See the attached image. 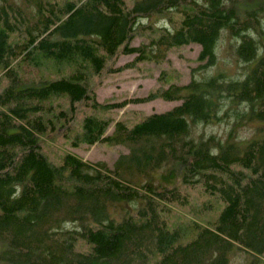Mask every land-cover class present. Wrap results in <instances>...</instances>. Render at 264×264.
<instances>
[{
	"label": "trees",
	"instance_id": "16d2710c",
	"mask_svg": "<svg viewBox=\"0 0 264 264\" xmlns=\"http://www.w3.org/2000/svg\"><path fill=\"white\" fill-rule=\"evenodd\" d=\"M225 36L239 79L181 84L168 67L144 97L97 98L188 44L215 65ZM156 98L181 102L117 115ZM231 110L264 119V0H0V264H230L234 249L264 264V126L197 131ZM97 143L125 151L112 165L76 152Z\"/></svg>",
	"mask_w": 264,
	"mask_h": 264
},
{
	"label": "rangeland",
	"instance_id": "374dc122",
	"mask_svg": "<svg viewBox=\"0 0 264 264\" xmlns=\"http://www.w3.org/2000/svg\"><path fill=\"white\" fill-rule=\"evenodd\" d=\"M157 22L163 23V18H156ZM144 39L138 37L132 44L139 45ZM230 38L223 37L220 41V51L215 65L201 66L197 59L201 46L199 44H188L176 48L168 54V62L156 64L154 62H142L136 66L124 68L123 70L109 75L96 90L99 101L113 99L123 101L125 99H134L146 96L158 86V76L160 72L168 67H174L180 72L178 83H188L192 78H202L208 75H216L220 72L225 74V79H239L244 74V62L238 59L234 53V44ZM135 54L121 55L116 62V66H123L133 61ZM181 100H167L156 98L146 102H130L122 109H119L117 115H123L130 110H140L144 114L152 112H161L178 105ZM228 105V103H227ZM243 110V108L241 109ZM229 115L222 120L200 125L197 131L205 134L214 133L223 139H227L230 134L238 138H254L261 133L258 132L260 126H264V119L241 120L236 121L234 110L229 111ZM110 127L109 132L112 131ZM253 135V136H252ZM125 151L122 146H112L107 143H97L92 146H83L76 149V152L91 161H106L112 165L118 154ZM129 207L131 205H125ZM124 205L121 207H125ZM250 256L245 251L236 249L232 252L230 264H247Z\"/></svg>",
	"mask_w": 264,
	"mask_h": 264
}]
</instances>
